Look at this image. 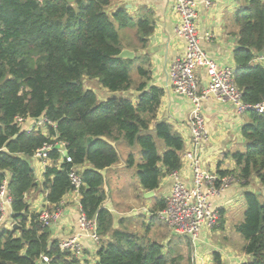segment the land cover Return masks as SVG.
I'll return each mask as SVG.
<instances>
[{
  "label": "trees",
  "instance_id": "obj_1",
  "mask_svg": "<svg viewBox=\"0 0 264 264\" xmlns=\"http://www.w3.org/2000/svg\"><path fill=\"white\" fill-rule=\"evenodd\" d=\"M235 23L239 26L235 50V82L244 102L256 105L264 99V65L253 61L264 48V4L262 0H237ZM115 0H0V188L9 178L13 197L12 218L16 228H0V264H36L42 254L51 264H87L60 248L44 226L39 212L31 211L27 193L42 187L46 201L54 208L72 191L69 173L79 169L84 183L81 206L86 216L97 221L101 241L98 264H176L163 243L128 227H114V215L104 206L107 199L103 170L120 159L118 143L142 148L139 180L144 190H157L161 180L181 169L185 148L183 136L171 123L159 120L164 89L151 85L150 63L141 57L120 58L131 45H124L121 28H134L137 52L145 48L155 29L150 11L142 8L136 16L122 5L110 10ZM136 66L139 81L131 75ZM97 79L115 95L101 100L85 80ZM129 93V96L119 94ZM242 133L246 151L232 154L233 174L243 185L256 177L264 186V114L252 109ZM46 118L32 131L19 127L16 117ZM67 143L72 162L60 165V153L37 175L30 160L51 137ZM155 138L164 146H158ZM128 162H134L131 154ZM264 195L247 190V211L236 225L242 234L244 251L251 260L264 264ZM159 197L152 216L166 208ZM1 219V211H0ZM151 226V225H150ZM151 228V227H150Z\"/></svg>",
  "mask_w": 264,
  "mask_h": 264
},
{
  "label": "crops",
  "instance_id": "obj_2",
  "mask_svg": "<svg viewBox=\"0 0 264 264\" xmlns=\"http://www.w3.org/2000/svg\"><path fill=\"white\" fill-rule=\"evenodd\" d=\"M199 1L203 2V0ZM173 3L174 0H115L110 10L125 5L133 16H136L142 8L152 13L155 29L148 38L147 46L137 52L134 49L137 45V39L134 34L133 42L128 44L131 45L128 49L133 50L137 57H141L150 63L152 70L151 85L164 89L158 119L171 123L174 129L183 136L185 140L184 150H186L190 147L189 119L192 114L193 103L186 96L176 93L172 89L170 82L169 72L172 63L186 53V41L177 36L176 33L178 15L173 9ZM238 8L239 3L237 0H212V5L209 7L204 4L200 5L197 22L199 33L202 36V45L210 57L221 66L231 67L234 71L237 68L234 59L235 50L239 47V26L235 23V14ZM129 29L134 28L129 27ZM207 33H210V39L206 38ZM253 62L258 63L261 61L257 57ZM198 76L200 78V88L202 89L207 84L205 70L199 69ZM105 89L102 87L103 91ZM113 95L99 96V98L104 100ZM202 111L209 133V141L201 151L204 168L211 172L237 170L232 154L237 151L243 152L247 149L248 141L243 136L242 130L249 119L248 112L238 114L233 104L219 101L213 97L202 103ZM44 131L46 133L45 129ZM118 144L119 151L123 149L125 151L123 143L119 142ZM125 164V159H119V162L103 170L105 179L110 172L120 173ZM33 166L37 179L43 182L45 169L40 161L36 158L33 159ZM88 166L84 165L80 169H85ZM180 178L187 183H192L193 174L188 166L184 165L182 167ZM173 182L174 179L171 175L165 176L161 180L159 188L155 190V196L152 199H155L157 195L167 198L171 193ZM251 182L252 184H250ZM250 183L248 186L243 185L238 179V181L236 180L228 188L212 198V204L220 212L219 224L212 229L209 227L203 229L197 241H193L189 237L192 245L191 255L187 258L181 257L179 264H244L251 260V257L244 251L245 240L236 229V225L244 218L243 210L240 207L246 200L245 192L253 190L264 195V186L258 178L252 177ZM105 190L107 199L104 206L109 208L114 215V227L130 228L129 219H135V216L139 215L141 216L140 222L144 224L140 225L143 227L147 226V229L149 228L148 225L152 224V220H150L152 213L149 208L155 203V200L147 204H144V202L139 203L138 201L139 197H143L141 195L142 192H147V190H144L139 185L129 187L125 198L135 199L137 197L134 202L136 205L133 204L136 207L134 209H128L125 203L122 205L123 208H117L109 198L107 183L105 184ZM26 199L31 211L38 212L46 205V193L42 187L27 193ZM63 199L64 205L61 218L51 228L52 239H56L59 242L74 236L79 230L80 206L78 200L74 199L71 193H68ZM11 212L8 211L6 213V216L0 222V228H10L14 223ZM157 213L156 218L158 217ZM153 229L150 228V231H153ZM131 230L142 233L139 229ZM162 237L158 238V240L163 245L165 241L168 244L170 237L166 233H163ZM107 239H109L108 236L104 237V239L102 238L101 241ZM82 241L85 247L86 263L98 264L97 251L101 241L100 243H95L88 236H83ZM195 255L197 257L193 259ZM36 264L44 263L39 259Z\"/></svg>",
  "mask_w": 264,
  "mask_h": 264
},
{
  "label": "built area",
  "instance_id": "obj_3",
  "mask_svg": "<svg viewBox=\"0 0 264 264\" xmlns=\"http://www.w3.org/2000/svg\"><path fill=\"white\" fill-rule=\"evenodd\" d=\"M264 4V0H262ZM201 4L211 6L212 0H174L173 9L178 15L176 26L177 36L186 41V53L178 57L171 65L169 77L172 89L186 96L193 103V110L189 119L190 123V147L182 153V167L188 166L193 174L192 183H187L180 178L181 169L172 172L174 182L171 193L167 197V205L163 210L158 211V217L167 223L172 231L177 235L190 237L197 241L203 229L214 228L219 224L220 212L212 204V198L221 191L228 188L238 178L233 174L221 175L219 172H211L204 168L201 151L209 141L206 119L202 111V103L209 98H216L219 101L229 102L234 105L238 114H244L249 110H256L264 114V99L256 105H251L243 100L242 91L235 82V71L231 67L221 66L216 60L210 57L202 45L201 35L198 30V9ZM210 33L206 38L210 39ZM263 54L258 59L264 65ZM205 70L206 86L200 88V78L198 70ZM56 124L48 121L46 118H25L16 117V123L19 127L32 131L39 127H44V123ZM45 129V127H44ZM46 130V129H45ZM47 132V130H46ZM56 150L60 153V165L64 160L72 162L68 154L67 143L60 140L58 136L51 137L49 142H45L34 155V159L40 161L45 169L52 165L50 153ZM80 168H73L70 173L72 184L71 193L74 199H77L80 206L79 230L77 233L60 242V248L63 251L70 252L73 257L86 263L85 247L82 241L83 236L90 237L95 243H100L101 236L98 233L97 221L89 219L81 206V187L84 180L79 173ZM13 197L9 188V178L5 179L0 188V222L6 216L8 211H12ZM64 199L51 208L46 201V205L39 212V219L44 226L52 227L61 218L63 212ZM12 214V212H11ZM15 222L11 225H13ZM196 255L195 258L196 259ZM44 264H51L49 255L42 254L41 258Z\"/></svg>",
  "mask_w": 264,
  "mask_h": 264
},
{
  "label": "rangeland",
  "instance_id": "obj_4",
  "mask_svg": "<svg viewBox=\"0 0 264 264\" xmlns=\"http://www.w3.org/2000/svg\"><path fill=\"white\" fill-rule=\"evenodd\" d=\"M117 27H118L120 34H121V37L123 39V42H124L123 44L124 45L132 44L136 30L129 29V28L124 29V28H121L119 25H117ZM130 70H131V75H132L133 79H135L138 82L139 78L137 75L136 66H132V68H130ZM85 83L87 86L94 89L100 97L115 94L114 92H112L109 89H105L103 91L102 90L103 86L99 83V81L97 79H88V80H85ZM119 95L126 97V96H129V93L126 92V93H122ZM155 139L158 142V146L162 148L164 146L163 142L158 138H155ZM123 146L125 147V151H123L124 149L120 151V159L121 160L125 159L126 164L122 168V171L120 173L116 174V173L110 172L109 174H107L106 179H105V184L107 183V186H108L109 198H110L111 202H113V204L117 208H123L122 205H123V203H125V205L128 206V209H132V208L134 209V208H136L135 207L136 203H134V202H135L137 197H135V199L125 198V194L129 191V187H131V186L135 187V185L141 186L138 171H139V164H141L143 162L142 148L139 145H137L135 147H130L126 143V141L123 143ZM131 154L134 155V162L130 164L128 162V159L130 158ZM30 162H31V164H33V159H31ZM250 184H252V182ZM141 195L143 197H139L138 201H139V203L144 202V204H147L150 201H154L157 199V197L160 196V195H157V197L155 199H152L154 196L151 198H146L144 196L145 192H142ZM263 200H264V198H263ZM133 204H135V205H133ZM153 206H154V204H152L149 209L151 210V208ZM247 208H248V206H247V203L245 200L242 207H240V209L243 210V217H245V213L247 211ZM135 217H136L135 219L134 218L129 219V222H130L129 227L131 229H134V230L139 229V230H141V232L143 234H146V230H148L147 226L143 227L140 225V224H142L140 222L141 216L136 215ZM150 220H152V224L148 223L149 224L148 225L149 231H150V227L154 228L153 231L149 232L151 238H157L158 239V238L162 237L163 233H166L167 236L170 237V241L168 244H166V241L164 240L165 241L164 242L165 243L164 244L165 252L168 250H170L172 252L171 257L175 258V263L177 262L176 264H179V262L181 261V257L187 258L191 255L192 245H191L189 237L175 234L172 231V229L170 228V226L167 223L163 222L159 217L156 218V216H151ZM142 225H144V224H142ZM150 225H152V226H150Z\"/></svg>",
  "mask_w": 264,
  "mask_h": 264
},
{
  "label": "water",
  "instance_id": "obj_5",
  "mask_svg": "<svg viewBox=\"0 0 264 264\" xmlns=\"http://www.w3.org/2000/svg\"><path fill=\"white\" fill-rule=\"evenodd\" d=\"M262 54H263V52L260 53V55H262ZM135 56H136L135 52L133 50H131V49H128V48L123 49L120 52V54L118 55V57H120V58H130V59L135 58ZM36 183L39 184L40 181L37 180ZM263 191H264V187H263ZM144 196L146 198H151V197L155 196V190L145 192ZM13 226H14V228L17 227L16 224H14Z\"/></svg>",
  "mask_w": 264,
  "mask_h": 264
}]
</instances>
